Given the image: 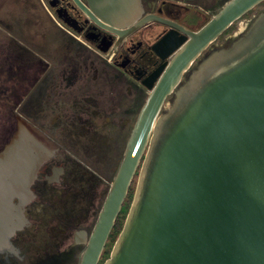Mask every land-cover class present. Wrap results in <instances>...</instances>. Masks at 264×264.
I'll use <instances>...</instances> for the list:
<instances>
[{
  "label": "water",
  "instance_id": "obj_1",
  "mask_svg": "<svg viewBox=\"0 0 264 264\" xmlns=\"http://www.w3.org/2000/svg\"><path fill=\"white\" fill-rule=\"evenodd\" d=\"M76 1L121 38L155 20L179 27L153 15L142 18L141 0H88V8ZM263 2L229 0L200 30L181 28L188 37L162 39L171 47L166 56L181 50L148 86L80 264L99 263L139 168L132 205L104 264H264V12L182 83L191 62ZM174 92L173 104L163 108ZM48 148L33 125L19 120L0 152V190L6 193L0 202L17 207L19 217L11 191L23 166L15 170L13 157L23 153L37 161L25 181L28 192Z\"/></svg>",
  "mask_w": 264,
  "mask_h": 264
},
{
  "label": "flooded vegetation",
  "instance_id": "obj_2",
  "mask_svg": "<svg viewBox=\"0 0 264 264\" xmlns=\"http://www.w3.org/2000/svg\"><path fill=\"white\" fill-rule=\"evenodd\" d=\"M37 1L62 34L55 53L62 52L64 56H47L19 40L34 52L39 63L33 72L15 75V88L0 89V97L16 104L11 108L15 128L12 136L4 140L0 152L15 134L19 120L33 125L50 145V153L39 167L28 192L13 200L20 207L22 216L17 220H0V264L41 262L46 247L45 244L42 246V231L35 232V220H42L44 229L51 231L54 248L59 245V236L70 241L73 250L78 248L80 260L77 264H80L139 113L151 93L148 86L155 79L157 84L181 50L166 56L171 47L169 43L161 44L162 39L167 35L179 40L188 37L184 30H200L229 0H141L142 18L153 15L179 27L155 20L125 38L94 22L76 0ZM79 1L89 7L88 0ZM262 12L264 10L235 36L229 32L234 24L229 27L191 62L183 73L182 83L203 59L230 47ZM220 38L224 40L222 43L217 42ZM175 92L167 98L163 108L173 104ZM139 171L140 168L122 205V208L129 206L127 213L134 199ZM95 203L96 212L91 214L90 209ZM121 213L122 209L109 240L121 220ZM56 220L58 226L50 225ZM61 220H70L74 225L70 227ZM6 228L11 231L4 234ZM27 231L31 232L32 239L24 243L23 236ZM107 244L98 264L107 260L104 259Z\"/></svg>",
  "mask_w": 264,
  "mask_h": 264
},
{
  "label": "rangeland",
  "instance_id": "obj_3",
  "mask_svg": "<svg viewBox=\"0 0 264 264\" xmlns=\"http://www.w3.org/2000/svg\"><path fill=\"white\" fill-rule=\"evenodd\" d=\"M262 10H264V2L254 11L234 23L229 31L230 35H237ZM61 36L62 34L52 25L37 0H0V89L15 88L16 76L33 72L34 67L39 63V58L34 52L19 40L29 46L36 47L47 56L62 57V55L64 56L62 52L61 54L55 53V48L61 41ZM223 41V38H220L217 42L222 43ZM14 76L15 79H13ZM12 101H6L4 96L0 97V147H2L4 140L12 136L15 128L11 108L15 107L16 104ZM92 212H96V203L94 208L90 209L91 214ZM125 214L126 206L122 208L121 220H123ZM61 222L67 223L70 227L74 225L70 220H61ZM42 223V220H35L36 231H32L36 233L39 230L42 231V246L44 247L45 244L46 247L42 251L41 262L38 264H77L80 260L79 249L76 250L75 248L73 250L70 246L71 242L63 236L57 238L59 245L54 248L52 244L53 234L48 228L44 229ZM50 225L58 226V221H53ZM115 234L116 231H114ZM23 237L24 243H28L32 239L31 232L27 231ZM111 243L112 238L107 244V250L110 248ZM27 252L33 254L31 250H27ZM23 261L21 262L23 263ZM24 264L27 263L24 262Z\"/></svg>",
  "mask_w": 264,
  "mask_h": 264
},
{
  "label": "bare ground",
  "instance_id": "obj_4",
  "mask_svg": "<svg viewBox=\"0 0 264 264\" xmlns=\"http://www.w3.org/2000/svg\"><path fill=\"white\" fill-rule=\"evenodd\" d=\"M20 125H21V134H23V138H24V136L27 134V132H26L27 129L24 127L23 124H20ZM25 150H26L25 147H20V152L25 151ZM19 154L20 155L13 157V161L16 164L15 170L17 169V167L23 166L18 171V174L21 175V178H17V180H15V182H14L15 185L13 187L14 190L11 191L12 194L15 195V197H18L20 195L22 196L24 193L27 192V189L25 188V181L27 182V180L31 176L33 168L37 165L36 159H30V157H28V156H27V158H25L26 154H24V155H23V153H19ZM24 169H25V173L23 174L22 171ZM12 174H13V172H12ZM5 195H6L5 191L0 190V199H1L0 201H2V200L4 201V199L6 198ZM18 217H19V214L17 212V207L16 208L15 207L10 208L8 206V204H6V202H5V205H4V203L1 204V202H0V220H12V218L17 220ZM6 233H8V228H6L4 231V234H6Z\"/></svg>",
  "mask_w": 264,
  "mask_h": 264
},
{
  "label": "trees",
  "instance_id": "obj_5",
  "mask_svg": "<svg viewBox=\"0 0 264 264\" xmlns=\"http://www.w3.org/2000/svg\"><path fill=\"white\" fill-rule=\"evenodd\" d=\"M128 208H129V206L126 208V213H127ZM124 218H123V220H119L117 225H116V234L112 236V243L110 245V248L106 251L104 259H108L110 254H111L112 247L114 246L116 240L118 239V236L120 235V233L123 229V225H124V221H125Z\"/></svg>",
  "mask_w": 264,
  "mask_h": 264
}]
</instances>
